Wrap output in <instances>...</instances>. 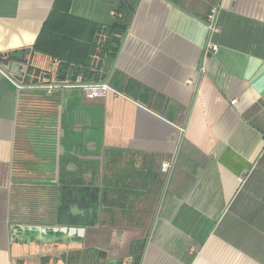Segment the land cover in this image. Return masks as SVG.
<instances>
[{
    "label": "crops",
    "instance_id": "1",
    "mask_svg": "<svg viewBox=\"0 0 264 264\" xmlns=\"http://www.w3.org/2000/svg\"><path fill=\"white\" fill-rule=\"evenodd\" d=\"M53 2L0 0V61L54 71L27 53ZM119 2L71 0L69 13L105 31ZM114 34L116 94L45 76L46 93L0 66V264H133L135 248L138 264H264V0H136ZM66 127L82 143L64 148ZM32 187L54 189L65 223L48 221L61 215L46 197L29 201ZM28 223L85 234L39 253L11 229Z\"/></svg>",
    "mask_w": 264,
    "mask_h": 264
},
{
    "label": "trees",
    "instance_id": "2",
    "mask_svg": "<svg viewBox=\"0 0 264 264\" xmlns=\"http://www.w3.org/2000/svg\"><path fill=\"white\" fill-rule=\"evenodd\" d=\"M70 2L71 0H54L35 43L27 52L40 53L57 60L54 71L44 74L32 65L31 60L23 58L25 66L21 80L23 84L36 85L45 76L53 82L70 84L102 83L107 80L108 74L103 72L102 63L105 57H115L119 40L114 32L115 30L124 31L127 28L136 0H120L115 8L114 21L105 31L103 26L97 23L71 15L69 13ZM115 38L116 40H114ZM121 80L122 77L114 71L108 84L113 88H119ZM132 96L136 97L134 94ZM65 162H67L66 159ZM61 175V181L68 182L69 173L61 172ZM30 190L37 193L40 190L44 191L45 195L42 198L46 197L52 203L50 211L55 209L56 214L60 213L61 217H58V220L55 218L48 220L49 222L61 224L66 222L64 218L68 217L67 206L64 204L55 205L54 189L32 187ZM139 259L140 251L135 248L128 261L132 260L133 264H138ZM122 263L124 262L116 261L113 264Z\"/></svg>",
    "mask_w": 264,
    "mask_h": 264
},
{
    "label": "water",
    "instance_id": "3",
    "mask_svg": "<svg viewBox=\"0 0 264 264\" xmlns=\"http://www.w3.org/2000/svg\"><path fill=\"white\" fill-rule=\"evenodd\" d=\"M11 60L12 58L0 61V66L5 71L10 72L17 81H21L25 72V66L18 63L11 64ZM112 65L113 58L109 56L105 57L102 64V70L108 74V78H110L112 74ZM11 229H13L15 234L18 230L21 231L23 239L20 238V240L24 243L25 248L30 249L33 247L39 249V253H43V248L52 244L65 247L72 244L81 245L85 234V228L82 226H67L59 224H12ZM17 238L19 239L17 235L14 237L12 236V241L17 240ZM115 262L116 261H114V263Z\"/></svg>",
    "mask_w": 264,
    "mask_h": 264
},
{
    "label": "built area",
    "instance_id": "4",
    "mask_svg": "<svg viewBox=\"0 0 264 264\" xmlns=\"http://www.w3.org/2000/svg\"><path fill=\"white\" fill-rule=\"evenodd\" d=\"M216 13L217 7L213 6L210 8L209 14L207 16V29L209 32L217 31L216 26ZM115 14V13H113ZM217 46L215 44L208 43L204 46V52L216 51ZM205 69L200 68V72L204 73ZM109 79L102 83H88V84H72L71 86L80 88L84 91V94L87 98H94L97 96H102L107 90H112L115 94V90L111 88L108 84ZM38 88L44 89L46 93H50L52 89L56 86L55 83H51L48 80H44L41 84L36 85ZM172 165V161H166L161 164V172L167 173Z\"/></svg>",
    "mask_w": 264,
    "mask_h": 264
},
{
    "label": "rangeland",
    "instance_id": "5",
    "mask_svg": "<svg viewBox=\"0 0 264 264\" xmlns=\"http://www.w3.org/2000/svg\"><path fill=\"white\" fill-rule=\"evenodd\" d=\"M32 129V128H31ZM31 129L29 130V131H31ZM32 132H28V134H31ZM27 134V135H28ZM31 136V135H30ZM30 136H28V138H29V140H30ZM60 140H61V145L64 147V148H67L68 147V144H70V145H73V144H77V143H82V134L81 133H79V132H71L67 127L65 128V135H63L61 138H60ZM31 143H32V141H30ZM29 191V190H28ZM29 193H30V197H31V200L29 199V201L30 202H33V201H35V199H37V197L36 196H34L35 194H37L38 195V197L40 198V199H44V198H42V196H44L45 195V192L44 191H42L41 192V190L37 193L36 191H34V190H30L29 191ZM39 199V200H40ZM41 201V200H40ZM42 202H44V201H41V203ZM28 204V203H27ZM26 204V205H27ZM26 206L24 205V209H27L28 207H26ZM37 207V209H39V211H41V210H43L44 209V206L43 205H37L36 206ZM31 210H33V209H30L29 208V211H31ZM75 263L76 264H80V262L78 261V260H76L75 261ZM90 262L88 261V262H84L83 264H89ZM90 264H93V262H91Z\"/></svg>",
    "mask_w": 264,
    "mask_h": 264
},
{
    "label": "flooded vegetation",
    "instance_id": "6",
    "mask_svg": "<svg viewBox=\"0 0 264 264\" xmlns=\"http://www.w3.org/2000/svg\"><path fill=\"white\" fill-rule=\"evenodd\" d=\"M54 245H56V244H54ZM45 248H48V246H46Z\"/></svg>",
    "mask_w": 264,
    "mask_h": 264
}]
</instances>
